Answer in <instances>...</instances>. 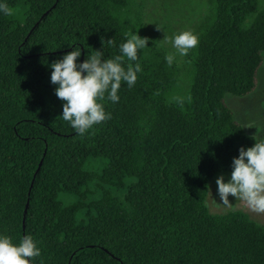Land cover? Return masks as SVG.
Instances as JSON below:
<instances>
[{
    "label": "trees",
    "instance_id": "16d2710c",
    "mask_svg": "<svg viewBox=\"0 0 264 264\" xmlns=\"http://www.w3.org/2000/svg\"><path fill=\"white\" fill-rule=\"evenodd\" d=\"M8 3L0 234L32 236L41 255L31 264H264V227L206 205L209 180L255 143L225 97L257 88L264 0H206L192 31L199 43L171 67L139 0ZM133 33L148 44L135 85L122 82L119 101L104 102L110 119L78 135L59 118L48 64L77 45L79 61L96 49L111 58Z\"/></svg>",
    "mask_w": 264,
    "mask_h": 264
},
{
    "label": "clouds",
    "instance_id": "9594fccd",
    "mask_svg": "<svg viewBox=\"0 0 264 264\" xmlns=\"http://www.w3.org/2000/svg\"><path fill=\"white\" fill-rule=\"evenodd\" d=\"M13 11L8 0H0V16H11ZM164 39L169 38L165 36ZM107 43L112 45V39ZM170 43L174 51L164 56L169 67L177 56L184 57L195 48L199 39L195 33L185 30L174 33ZM146 46L147 39L133 33L118 45L119 54L111 58H104L103 51L96 49L79 61L81 48L77 45L48 64L50 82L56 85L55 95L64 102L59 118L80 136L110 119L111 114L106 111L104 102L119 101L122 82L129 88L135 85L137 74L143 70L138 62V51ZM125 58L128 61L126 66ZM256 135L252 137L255 141L252 146H241L239 155L233 157L230 177L227 180L224 175L217 177L216 195L225 206L232 204L229 200L231 194L252 211L264 213V134L259 139L255 138ZM40 255L41 249L32 236L25 235L14 243L11 237L0 234V264H31Z\"/></svg>",
    "mask_w": 264,
    "mask_h": 264
},
{
    "label": "rangeland",
    "instance_id": "374dc122",
    "mask_svg": "<svg viewBox=\"0 0 264 264\" xmlns=\"http://www.w3.org/2000/svg\"><path fill=\"white\" fill-rule=\"evenodd\" d=\"M145 8L148 27L151 35L158 45L173 52L170 38L174 33L189 30L193 31L195 26L204 16L207 4L206 0H139ZM169 39H164V37ZM181 62L183 57L177 56ZM263 62L258 72V84L253 93L245 97H238L227 94L226 105L234 113L235 119L243 126L245 131L256 139L264 134V51L262 53ZM257 127V128H256ZM258 129V132H257ZM231 172H222L209 180L206 205L212 214H226L231 211H242L249 217L264 227V213H257L249 209L242 201L229 194L232 204L225 206L220 203L216 195V179L224 175L225 180L230 177Z\"/></svg>",
    "mask_w": 264,
    "mask_h": 264
}]
</instances>
